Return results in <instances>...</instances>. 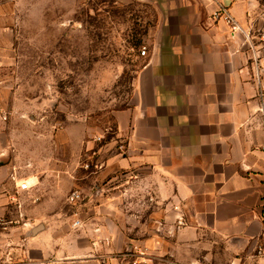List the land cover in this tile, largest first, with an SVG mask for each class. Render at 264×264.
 Here are the masks:
<instances>
[{
    "label": "crops",
    "instance_id": "0c3cea01",
    "mask_svg": "<svg viewBox=\"0 0 264 264\" xmlns=\"http://www.w3.org/2000/svg\"><path fill=\"white\" fill-rule=\"evenodd\" d=\"M140 1L155 7L157 23L130 102L116 111L112 137L92 134L77 154L100 163L89 171L97 179L110 177L115 184L120 176L122 192L103 196L99 183L91 195L86 192V199L99 200L91 206L92 226L101 225L98 233L88 229L86 245L45 222L24 240L26 264H99L103 258L108 264H216L211 251L221 245L245 252L235 260L264 264V73L260 83L243 32L264 30V0ZM217 2L243 31L212 17ZM58 136L66 148V133ZM69 156L48 169L77 185ZM14 166L0 165V202L8 199L3 187L13 183ZM132 178L144 184L143 199L130 193ZM134 200L143 205L133 207ZM120 203H127L123 216L146 220L120 229L112 221ZM53 214L46 209L42 216ZM17 230L0 228L2 264H9V245L19 251L17 238L8 243L6 237ZM137 232L143 236L133 237ZM135 247L143 254L124 256Z\"/></svg>",
    "mask_w": 264,
    "mask_h": 264
},
{
    "label": "rangeland",
    "instance_id": "374dc122",
    "mask_svg": "<svg viewBox=\"0 0 264 264\" xmlns=\"http://www.w3.org/2000/svg\"><path fill=\"white\" fill-rule=\"evenodd\" d=\"M156 21L155 7L140 0H0V165L16 164L13 183L3 187L8 199L0 202V228H19L6 236L8 243L17 238V262L29 261L24 240L38 234H32V227L39 223L55 222L65 237H78L84 245L90 240L88 229L101 226H92L91 206L99 200L89 196L82 205L71 204L67 197L72 190L87 197L99 183L103 196L121 194V177L115 184L110 177L97 179L84 166L85 152L78 157V147L92 134L112 137L115 113L130 102L146 61L141 50L151 48ZM62 132L66 148L57 144ZM66 155H71L77 185L63 183L48 169ZM30 160L34 166L28 165ZM132 182L133 198H142L144 184ZM23 183L30 188L21 190ZM126 204L120 203L112 218L120 229L146 220L123 216ZM132 205L139 208L143 202ZM46 209L55 218L43 217ZM77 219L80 226L74 225ZM211 252L216 264L254 263L235 260L245 252L224 245Z\"/></svg>",
    "mask_w": 264,
    "mask_h": 264
},
{
    "label": "built area",
    "instance_id": "2783aa9c",
    "mask_svg": "<svg viewBox=\"0 0 264 264\" xmlns=\"http://www.w3.org/2000/svg\"><path fill=\"white\" fill-rule=\"evenodd\" d=\"M212 17L214 19H223L231 27L232 31H236V30L243 31L242 27L237 23L236 19L231 15V13L228 11L226 6L220 2H217V8L213 12ZM243 32L245 33V40L250 45V49L252 51V53L250 55V59L252 60V63L254 66L256 79L261 83L262 73H264V30L260 31L258 33V35L253 34V32H251V30L250 31H243ZM255 36H257V39L254 38ZM146 52H147V49L144 47L141 50V54L145 55ZM261 87L262 86L260 85V88ZM97 140H99V141L102 140V137L99 136L97 138ZM84 166L86 168L94 167L95 170H96V168L99 169L101 167L99 162L90 163V161H86L84 163ZM20 188L21 189H28L29 185L26 183H23V184H21ZM84 198H85V196H84L83 191H81L79 189H74L68 194L67 200L71 204H78L81 201H83ZM180 220L181 219H178L179 222H180ZM74 225L80 226L81 220L77 219L74 222ZM3 229H6V227H3ZM94 232L98 233L99 227H95ZM97 241H98V243H100V242H102V239L98 238ZM94 244H95V242H94ZM12 247H13V245H9V249L6 250V256H7V258H9L8 259L9 264H26L27 263L26 261L19 263L15 260L17 252L12 250ZM142 254H143V251H141L140 249L135 247L133 249L126 250V252L124 253V256L125 255L126 256H128V255L139 256ZM103 259L100 260L99 264H108ZM0 264H2V263H0Z\"/></svg>",
    "mask_w": 264,
    "mask_h": 264
},
{
    "label": "water",
    "instance_id": "95a60500",
    "mask_svg": "<svg viewBox=\"0 0 264 264\" xmlns=\"http://www.w3.org/2000/svg\"><path fill=\"white\" fill-rule=\"evenodd\" d=\"M43 229H44V224L39 223V224L35 225L34 227H32V234H36V233L42 231Z\"/></svg>",
    "mask_w": 264,
    "mask_h": 264
}]
</instances>
